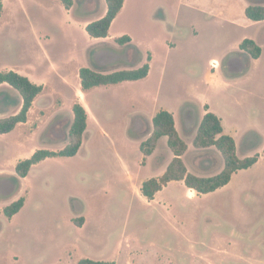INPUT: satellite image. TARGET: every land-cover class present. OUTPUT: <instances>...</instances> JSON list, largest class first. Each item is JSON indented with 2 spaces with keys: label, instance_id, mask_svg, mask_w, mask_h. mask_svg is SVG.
I'll return each mask as SVG.
<instances>
[{
  "label": "rangeland",
  "instance_id": "374dc122",
  "mask_svg": "<svg viewBox=\"0 0 264 264\" xmlns=\"http://www.w3.org/2000/svg\"><path fill=\"white\" fill-rule=\"evenodd\" d=\"M249 5L264 0H127L104 39L82 25L100 17L106 0H75L73 10L60 0L5 3L0 70L45 88L28 121L0 134V264H264V21L247 18ZM123 35L132 41L119 44ZM245 38L262 47L258 59L241 49ZM151 52L147 78L82 90V67L136 69ZM77 101L89 112L79 153L47 158L20 179L21 159L69 143ZM206 102L223 116L238 155L260 160L212 193L172 181L147 200L142 183L172 158L167 136L145 162L140 149L162 107L189 145L188 169L204 177L223 170L215 146L193 143ZM22 103L18 90L0 84V119ZM22 196L24 207L8 219L4 208Z\"/></svg>",
  "mask_w": 264,
  "mask_h": 264
},
{
  "label": "trees",
  "instance_id": "16d2710c",
  "mask_svg": "<svg viewBox=\"0 0 264 264\" xmlns=\"http://www.w3.org/2000/svg\"><path fill=\"white\" fill-rule=\"evenodd\" d=\"M67 10L74 5V0H60ZM126 0H106V14L97 20L91 21L86 26V31L92 38H106L109 36L112 23L122 11ZM4 11V0H0V18ZM247 18L252 21H264V5H249L245 9ZM116 41L124 45L131 42L129 35L116 38ZM241 49L247 51L253 58L258 59L262 54V47L251 38H245L241 44ZM148 60H151L149 54ZM150 72L149 62L136 69H122L110 73L94 70L90 67H82L79 71L81 87L84 92L98 86L119 84L125 81H137L144 79ZM7 83L22 96V107L16 114L0 119V134L12 132L19 124L26 123L29 112L33 107L36 98L44 91V85L34 82L30 77L20 72L10 70H0V84ZM204 115L194 138V146L197 148H207L215 146L223 155L225 166L221 172L213 176H200L191 172L183 160V156L188 150L187 142L180 135L175 116L172 112L162 109L153 117V131L151 135L141 143L140 149L145 159L152 155L163 136L168 137V145L174 156L169 162L165 172L157 177L146 179L141 186V194L149 201L155 199L157 193L162 191L172 181H183L187 188L196 191L199 195L212 193L228 185L234 174L240 170L254 166L260 155L255 154L241 158L237 151L236 139L225 133L222 118L215 112L209 110L206 105ZM74 119L69 131V143L61 150L38 149L30 157L21 159L16 165V174L19 178H25L30 173L32 167L47 158L51 157H73L76 156L84 142V135L88 128L89 114L86 107L80 101L73 105ZM26 198L20 197L4 208V214L12 219L25 205ZM82 219V218H81ZM78 226H82L79 220H75ZM77 264H116L109 260H96L92 258H81Z\"/></svg>",
  "mask_w": 264,
  "mask_h": 264
},
{
  "label": "crops",
  "instance_id": "0c3cea01",
  "mask_svg": "<svg viewBox=\"0 0 264 264\" xmlns=\"http://www.w3.org/2000/svg\"><path fill=\"white\" fill-rule=\"evenodd\" d=\"M7 1H10V0H4V8H5V3L7 2ZM12 1H19V0H12ZM126 3H127V0L125 1V4H124V7H125V5H126ZM74 4H75V0H74ZM73 7H74V5H73ZM73 7L70 9V10H73ZM123 7V8H124ZM123 10V9H122ZM106 11H107V7L105 8V10H104V12L100 15V17H98V18H96V19H89V20H87V21H85L84 23H83V27L84 28H86V26L91 22V21H94V20H97V19H99V18H102L105 14H106ZM4 12V11H3ZM0 20H1V18H0ZM116 20H114V22L112 23V26H111V28H110V33H109V36L108 37H106V38H111V37H113L114 35L112 34V30H113V27H114V25H115V22ZM130 36V35H129ZM121 37V36H120ZM131 37V36H130ZM106 38H104V39H106ZM118 38V37H117ZM132 38V37H131ZM111 40V39H110ZM153 58H154V56H153V53L151 52V60H148V56H147V62H149V64H150V72H151V70H152V65H153ZM146 62V63H147ZM145 64V63H144ZM143 64V65H144ZM142 65V66H143ZM150 72H149V74H150ZM149 74H148V76H149ZM147 76V77H148ZM206 76H208V72L206 73ZM205 76V77H206ZM146 77V78H147ZM222 80H223V83H225L224 85H222V86H227V84L229 83V80H226V79H224V78H222ZM35 102V101H34ZM206 105H208L209 106V110L210 111H212V112H215L214 110H213V108H212V106H211V104L209 103V102H206L205 103V105H204V112H203V114H202V116H201V121H202V119H203V117H204V115L206 114V112H207V110H206ZM85 106V105H84ZM86 107V106H85ZM87 109V108H86ZM161 110L162 109H164L163 107L162 108H160ZM160 109H158L157 110V112H159L160 111ZM166 110H168V109H166ZM170 111V110H169ZM156 112V113H157ZM170 112H172V111H170ZM173 113V112H172ZM216 113V112H215ZM88 114H89V112H88ZM174 114V113H173ZM217 114V113H216ZM137 114H134L133 116L135 117ZM156 115V114H155ZM154 115V116H155ZM219 117H221L222 118V121H223V125H224V129H225V133H227V134H230V133H228V131H227V128H226V125L224 124V119H223V116L221 115V114H217ZM174 116H175V114H174ZM153 120V119H152ZM175 120H176V117H175ZM201 121L198 123V127H199V125H200V123H201ZM88 124H89V120H88ZM176 127H177V121H176ZM177 129H178V127H177ZM249 130H251V126H249ZM179 131V130H178ZM152 133V132H151ZM179 133H180V131H179ZM196 134H197V132H196ZM151 135V134H150ZM149 135V136H150ZM181 135V134H180ZM230 135H232V133L230 134ZM196 136V135H195ZM233 136V135H232ZM234 137V136H233ZM235 138V137H234ZM147 139V138H146ZM145 139V140H146ZM144 140V141H145ZM160 141V140H159ZM237 142V141H236ZM158 144H159V142H158ZM188 144V143H187ZM169 146V145H168ZM157 147H158V145H157ZM157 147H156V149H157ZM188 147H189V145H188ZM156 149H155V151H156ZM237 149H238V147H237ZM154 151V152H155ZM169 151L171 152L170 154L172 155V158H173V156H174V154H173V152L171 151V149L169 148ZM154 154V153H153ZM152 154V155H153ZM152 155H150V156H152ZM31 156V155H30ZM29 156V157H30ZM150 156H148V157H150ZM167 154H166V158H164V159H161L160 161H159V165H166L167 164V166H168V164H169V162L172 160V158L168 161V160H166L167 159ZM169 157V156H168ZM162 161H164V162H162ZM167 161V162H166ZM163 165H162V167H163ZM35 166V165H34ZM167 166L166 167H164V168H162V169H164V171H163V173L165 172V170H166V168H167ZM33 168V167H32ZM162 169H161V171H162ZM32 170V169H31ZM163 173H161L160 174V172H159V175H157V176H160V175H162ZM28 176H29V174H28ZM28 176L27 177H25V178H22V179H27L28 178ZM157 176H153V177H157ZM21 179V178H20ZM146 180V179H145ZM144 180V181H145ZM18 200V199H17ZM16 201V200H15ZM14 202V201H13ZM26 202V201H25ZM11 204V203H10ZM14 217V216H13ZM9 219V218H8ZM13 219V218H12Z\"/></svg>",
  "mask_w": 264,
  "mask_h": 264
}]
</instances>
